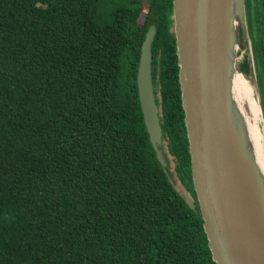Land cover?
Returning <instances> with one entry per match:
<instances>
[{
  "label": "trees",
  "instance_id": "trees-1",
  "mask_svg": "<svg viewBox=\"0 0 264 264\" xmlns=\"http://www.w3.org/2000/svg\"><path fill=\"white\" fill-rule=\"evenodd\" d=\"M249 1L264 100V0ZM172 11V0H0V264H215L138 100L154 25L164 152L196 200Z\"/></svg>",
  "mask_w": 264,
  "mask_h": 264
},
{
  "label": "water",
  "instance_id": "water-1",
  "mask_svg": "<svg viewBox=\"0 0 264 264\" xmlns=\"http://www.w3.org/2000/svg\"><path fill=\"white\" fill-rule=\"evenodd\" d=\"M172 4L192 183L212 260L264 264V179L245 158L232 119L231 76L239 72L248 81L251 78L246 67L235 65L236 52L247 48V34L258 76L251 16L247 21L250 4L245 0H172ZM154 35L151 25L140 49L136 86L149 141L166 168L151 79ZM260 108L264 117L261 102Z\"/></svg>",
  "mask_w": 264,
  "mask_h": 264
},
{
  "label": "bare ground",
  "instance_id": "bare-ground-1",
  "mask_svg": "<svg viewBox=\"0 0 264 264\" xmlns=\"http://www.w3.org/2000/svg\"><path fill=\"white\" fill-rule=\"evenodd\" d=\"M245 77L239 72L231 76L232 119L245 158L264 179L262 112L254 89Z\"/></svg>",
  "mask_w": 264,
  "mask_h": 264
},
{
  "label": "rangeland",
  "instance_id": "rangeland-1",
  "mask_svg": "<svg viewBox=\"0 0 264 264\" xmlns=\"http://www.w3.org/2000/svg\"><path fill=\"white\" fill-rule=\"evenodd\" d=\"M245 2L249 5L250 4V1L248 0H245ZM254 2L251 0V4H253ZM249 9V8H248ZM247 9V21L250 19V16H251V13H252V10H248ZM143 20V15L140 17V22ZM250 22V21H249ZM249 35H250V31H249ZM246 44H247V48H245L243 51H240L238 50L236 52V61H235V65L237 67V69H243V67H246V75L247 76H250V83L254 89V93L259 101V103L261 102L262 103V107H264V100H263V97L261 95V91L259 89V85H258V76H257V72H255L253 66H252V55H251V52H250V41H249V38H248V34H247V38H246ZM248 70V71H247ZM249 70L251 72H249ZM257 91V92H256ZM263 100V101H262ZM262 127L264 128V117L262 116ZM263 132H264V129H263ZM165 145V143H164ZM166 149V147H165ZM168 164L166 166V172L171 180V182L173 183L174 185V188L177 190V192H179L180 195H182L187 204L190 206V207H194L195 203H196V200L194 197H192L190 194H188L184 188L182 187V185L180 184L179 180L177 179V176L175 175V162L173 160V158L168 155Z\"/></svg>",
  "mask_w": 264,
  "mask_h": 264
},
{
  "label": "flooded vegetation",
  "instance_id": "flooded-vegetation-1",
  "mask_svg": "<svg viewBox=\"0 0 264 264\" xmlns=\"http://www.w3.org/2000/svg\"><path fill=\"white\" fill-rule=\"evenodd\" d=\"M165 149V148H164ZM165 151H166V149H165ZM166 155H167V157H168V153L166 152ZM169 161V160H168ZM175 173V172H174ZM175 175H176V173H175ZM177 176V175H176ZM177 179H178V177H177ZM179 180V179H178ZM180 182V181H179ZM180 184H181V182H180ZM182 185V184H181ZM183 187V186H182ZM185 190V189H184Z\"/></svg>",
  "mask_w": 264,
  "mask_h": 264
}]
</instances>
